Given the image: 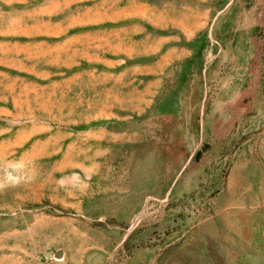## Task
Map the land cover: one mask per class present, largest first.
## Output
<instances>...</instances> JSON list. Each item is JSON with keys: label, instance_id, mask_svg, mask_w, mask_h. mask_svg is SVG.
Listing matches in <instances>:
<instances>
[{"label": "rangeland", "instance_id": "rangeland-1", "mask_svg": "<svg viewBox=\"0 0 264 264\" xmlns=\"http://www.w3.org/2000/svg\"><path fill=\"white\" fill-rule=\"evenodd\" d=\"M0 264H264V0H0Z\"/></svg>", "mask_w": 264, "mask_h": 264}, {"label": "water", "instance_id": "water-1", "mask_svg": "<svg viewBox=\"0 0 264 264\" xmlns=\"http://www.w3.org/2000/svg\"><path fill=\"white\" fill-rule=\"evenodd\" d=\"M58 257H60V254L58 255Z\"/></svg>", "mask_w": 264, "mask_h": 264}]
</instances>
